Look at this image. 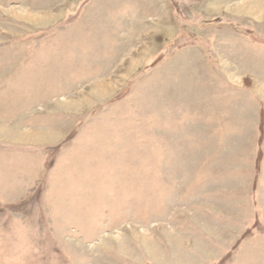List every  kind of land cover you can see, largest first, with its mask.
<instances>
[{
	"label": "rangeland",
	"instance_id": "1",
	"mask_svg": "<svg viewBox=\"0 0 264 264\" xmlns=\"http://www.w3.org/2000/svg\"><path fill=\"white\" fill-rule=\"evenodd\" d=\"M0 264H264V0H0Z\"/></svg>",
	"mask_w": 264,
	"mask_h": 264
}]
</instances>
